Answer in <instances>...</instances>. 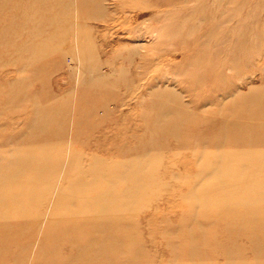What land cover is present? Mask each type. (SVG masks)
<instances>
[{
    "label": "rangeland",
    "instance_id": "obj_1",
    "mask_svg": "<svg viewBox=\"0 0 264 264\" xmlns=\"http://www.w3.org/2000/svg\"><path fill=\"white\" fill-rule=\"evenodd\" d=\"M0 264H264V0H0Z\"/></svg>",
    "mask_w": 264,
    "mask_h": 264
},
{
    "label": "bare ground",
    "instance_id": "obj_2",
    "mask_svg": "<svg viewBox=\"0 0 264 264\" xmlns=\"http://www.w3.org/2000/svg\"><path fill=\"white\" fill-rule=\"evenodd\" d=\"M135 172L137 173V171H135ZM126 173H127V172H126ZM131 173H132V172H131ZM136 173H135V174H136ZM141 191H143V190H141ZM29 203H30V202H29ZM31 203H32V202H31ZM16 207H17V206H16ZM13 211H14V210H13Z\"/></svg>",
    "mask_w": 264,
    "mask_h": 264
}]
</instances>
